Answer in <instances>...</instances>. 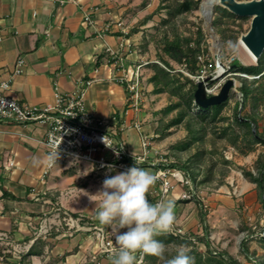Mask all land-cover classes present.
<instances>
[{"label":"rangeland","instance_id":"obj_1","mask_svg":"<svg viewBox=\"0 0 264 264\" xmlns=\"http://www.w3.org/2000/svg\"><path fill=\"white\" fill-rule=\"evenodd\" d=\"M197 1V5L191 4L188 11L176 16L174 19L176 31L186 35L190 30H195L196 26H200L204 33L206 45V49H204L202 54L206 59H220L225 65H228L232 58H236L241 64L255 62L239 44V37L248 29L250 18L246 17L242 21V29L235 42L231 41L230 38L223 39L211 24L215 13L214 7L218 5V2H215L210 7H204L202 6L203 0ZM175 2L176 0H97V5L102 11L111 13V21L108 23L109 29H117L115 22L120 21L122 28L126 31V36L124 37L129 38L130 45L128 47L130 52L128 53H130L132 69L140 64L138 78L141 100L137 111H135L138 112L135 120L139 123L140 129L141 126L146 125L143 135L149 137L148 160L150 162H154L155 158L160 155L170 159L171 162H175L176 155L183 160L189 153L195 151V146H192L189 152L175 147L176 144L186 138L184 122L170 125L164 130L162 137L155 133L157 126L166 123L167 120L175 115L176 108L170 110H166V108L172 102L178 100V97L171 94L168 90H153V86L149 81L153 71L147 63L153 61L161 65L158 55H163V36L164 34L167 37L173 35L171 25L163 23L162 19L167 16L166 4ZM228 22V33L232 32L231 30L239 31L237 21L235 23ZM115 32L124 35L119 29ZM171 63L176 70L182 67V65L175 62L171 61ZM178 72L180 71L178 70ZM234 74V72L227 69V72L216 76L212 81V84L220 82L222 85L229 78L234 80L232 89L229 90L228 101L221 111V114L228 117V119L218 122V127L225 126L228 120L230 121L235 104L241 101V93L238 89L239 80ZM122 84L127 95V104L129 105V95L125 84ZM186 88L187 85H185L184 89ZM250 110V105L247 103L241 109V113H248ZM258 113V123L262 124L264 123V101L258 106ZM240 140L239 137V147L237 148L227 141V134L223 138L215 140L214 145L206 139L205 148L212 150V152L205 154L199 169L204 171L206 167L211 165L212 161L216 163L213 166L214 177H212L209 184L211 187L202 186L199 191L194 193V198L187 201L179 198V194L185 189L184 186L176 184L171 192L169 191V199L171 198L175 204L176 220L174 227H179L183 230L182 233L175 235H182L185 238L190 237L194 245L192 246V242L186 245L169 243L165 246V258H171V253L180 246H184L188 250H197L196 248H198L199 251L203 252V243L197 241L194 236L205 233L203 227L206 226L205 239L212 249L217 251L226 250L228 254L237 260L238 264H257V262L264 261V245L255 237L256 232L264 231V208L257 198L255 184L242 174V169L251 170L252 172L256 171L255 160L259 154H263L262 157H264V144L255 143L253 149L248 150L246 147L243 149L244 147ZM214 148L216 151H213ZM241 148L247 150L245 154L240 151ZM221 155L228 160L225 165L222 163ZM49 159L50 156L47 153L46 164ZM141 168L150 172L155 170V167L149 164H144ZM222 168L226 172L221 177L220 171ZM45 169L46 166L43 171ZM43 171L41 177L53 180V187L38 195L47 196L49 199L45 213H42L43 211L38 213L39 216H42V219L46 218V220L45 222L43 221V227L38 226V228L35 227L36 222H26L28 230L22 237H15L12 233L0 235V246L4 249V252H11L12 254V257L8 258V260H19L20 254L26 251H23V249L28 248L36 238L40 239L37 242L43 248L41 255H37L43 260L41 264H55L65 257L68 251L64 250L57 253L55 248L53 249L59 238L70 239L74 236H80L81 239H89L91 246L92 244L97 245V228H102L108 237L115 240V224L105 225L97 219L99 204L95 201H99L100 198L94 194L102 188V182L105 178L121 171L115 170L109 173L91 169L84 163L78 164L65 160L53 163L50 168L46 169L44 174ZM221 178L222 181L220 182ZM220 183L222 184L218 188H214L215 184ZM193 186L194 184L191 183V187L194 189ZM155 190H158L156 182L150 188L148 197L156 194ZM76 202H78V206H76ZM197 204H200L206 213L204 223L199 219ZM72 208L74 211H71ZM72 213H76L77 216H73ZM246 235L253 237L248 241L247 254L242 251L240 245L241 239ZM71 248L73 250L77 246H71ZM95 252L90 256L92 264H94L92 256ZM85 259H89V256L87 255ZM102 259L103 257L99 258L100 264H102ZM145 262L147 264H164L163 259L155 256L145 258ZM0 264L6 263L0 259ZM25 264H33L32 256L26 259Z\"/></svg>","mask_w":264,"mask_h":264},{"label":"crops","instance_id":"obj_2","mask_svg":"<svg viewBox=\"0 0 264 264\" xmlns=\"http://www.w3.org/2000/svg\"><path fill=\"white\" fill-rule=\"evenodd\" d=\"M86 14L90 21H85ZM110 14L97 0H0V78L9 77L16 59L23 57L22 71L11 77L9 94L25 104L54 103L55 85L71 92L79 79L91 80L85 88L86 109L99 118L116 116L124 127L120 136L125 145L138 153L146 125L131 126L138 112L127 104L118 81L132 69L129 38L107 27ZM111 53L118 58L115 65L108 60ZM45 133L43 124L0 123V235L22 237L29 221L43 227L46 218L38 213H45L49 199L38 195L53 187V180L41 177L47 160ZM3 191L19 199L4 197ZM169 193L163 201L169 200ZM89 241L80 236L59 238L53 249L68 252L55 264H92L97 245ZM112 259L105 257L102 264ZM42 262L32 255L33 264Z\"/></svg>","mask_w":264,"mask_h":264},{"label":"trees","instance_id":"obj_3","mask_svg":"<svg viewBox=\"0 0 264 264\" xmlns=\"http://www.w3.org/2000/svg\"><path fill=\"white\" fill-rule=\"evenodd\" d=\"M197 5L198 1L195 0H176L173 4H166L167 16L162 19L163 23H169L173 29V35L167 37L164 34L162 39V51L163 55H158V60L161 65L157 62H148V66L152 69V74L149 77V81L155 91L168 90L171 94L176 95L178 100L172 102L167 106L166 110L176 108L175 115L172 116L166 123L157 126L155 133L158 136L164 134V130L170 125L184 122L186 128V138L182 142L176 144V148L179 150H187L192 146H195V151L189 153L185 159H181L180 156L176 155V161L169 164L170 167L180 168L184 171V174L189 178L192 184H194L195 192L204 187H211L209 184L214 177L213 166L215 162H211L209 167H206L204 171L200 170L203 162V157L206 153H211L212 150L205 148V141L208 139L213 145L215 140L223 138L227 134V141L235 147L238 146V138L243 144V149L252 150L255 143L264 144V123H258V106L264 101V50L255 62L241 64L236 58H232L228 64V70L234 72V76L239 80L238 89L241 93V101L237 102L233 108L230 121L228 120L225 126H219L218 122L227 120L228 117L221 114V111L228 99L217 103L208 105L206 107H199L193 102V92L196 87V83L190 77L183 75L176 70L171 61L177 64L183 65L184 69L191 74H196L200 65L198 56L203 53L206 49L204 33L200 26H196L195 30H190L188 34L182 35L176 31L174 19L176 16L181 15L185 11H188L191 4ZM214 16L211 21L212 26L223 39L230 38L231 41L235 42L238 38V34L241 31L242 21L246 17H240L234 15L224 7L216 5L214 7ZM228 21L235 23L239 31L227 32ZM119 34V32H116ZM123 35V34H122ZM124 36H126L124 34ZM99 56H97V64L99 63ZM113 62V58L108 59ZM207 62V61H206ZM119 66V65H118ZM185 85L187 88L184 89ZM250 105V112L241 113V109L245 104ZM240 105V107H239ZM210 133V135H208ZM121 131L117 130V135L120 136ZM240 149L242 153H246L247 150ZM213 151H216L214 148ZM263 154L255 160V172L251 170H243L242 174L246 179L253 182L256 186L257 198L260 200L264 208V157ZM222 163L225 165L228 160L221 155ZM212 160V159H211ZM165 167L164 164H158L155 166ZM197 167V169H196ZM226 170L222 168L220 171L221 177L224 175ZM112 173V172H111ZM220 182L222 181L219 180ZM220 184H215L214 188H218ZM185 190L189 191V187L184 185ZM2 196L9 197L11 199H19L12 195L8 191H3ZM190 198H181L183 201L191 200ZM150 202L155 203L158 200V195L154 194L149 196ZM198 205V214L201 222H205V211L202 209L200 204ZM73 216H77L76 213H72ZM205 233L201 235H195V239L203 243V252L190 249L188 254L193 258V264H238L237 260L233 258L226 250H215L212 249L206 238L207 228L203 227ZM249 231V230H248ZM252 234V232H250ZM184 235V234H183ZM257 240L264 245V237L255 235ZM253 237L246 235L241 239L242 251L247 254L248 252V241ZM156 239L160 240L164 245L174 243L177 245L188 244L191 241L190 237H183L182 235H175L172 233L162 234ZM39 238H36L27 248L25 252L20 254L19 260H8L12 257L11 252H4V249L0 246V259L6 264H25L26 259L32 255H41L43 252L42 246L37 242ZM41 242V241H40ZM192 242V246H193ZM174 251L171 253L175 255ZM248 256V255H247ZM152 257L149 255H143L141 264H147L145 258ZM257 264H264V261L257 262Z\"/></svg>","mask_w":264,"mask_h":264},{"label":"built area","instance_id":"obj_4","mask_svg":"<svg viewBox=\"0 0 264 264\" xmlns=\"http://www.w3.org/2000/svg\"><path fill=\"white\" fill-rule=\"evenodd\" d=\"M90 14L85 15V21H90ZM109 24H107V27ZM115 27L124 34L126 31L122 28L121 22L116 21ZM1 39V35H0ZM112 54L113 62L116 64L118 58ZM200 65L196 74H190L184 70V66L178 69L182 74L189 76L195 83L202 82L206 95L216 94L221 84L220 82L212 84L216 76L227 72L228 65H225L220 59H206L203 54L198 56ZM207 61V62H206ZM24 59L18 57L15 66L9 77L0 78V123H19L24 124L33 122L46 126L44 145L50 156L46 169L50 168L53 163L65 160L78 164L84 163L94 170L125 171L127 168L136 164L141 167L149 164L155 167L158 164H164L165 167H155L152 172L157 176L156 186L158 190V200L163 201L176 184L181 186L187 185L189 191L183 189L179 198H190L194 196V189L191 187V181L178 168L170 167L171 160L159 156L154 162L148 160L149 157V137L143 135L140 139V152L131 151L125 145L121 136L117 135V130L122 131V124L118 123L117 117L111 119L99 118L88 111L85 107V88L90 84L89 79H79L78 86L71 92H61L58 87L54 86V103L47 104H25L20 103L17 99L9 94L11 86V77L19 74L23 68ZM124 71L118 77L120 83L125 84L128 92L129 105L137 111L141 100V90L139 86L138 68ZM222 68L219 72L218 69ZM184 70V71H183ZM131 126L140 129L139 123L135 120ZM106 142V143H105ZM110 145L111 147L107 146ZM133 153L135 159L133 157ZM54 156V157H53ZM46 169L43 174L46 173ZM179 227H174L172 234L182 233ZM256 235L264 237V231L256 232ZM97 250L92 256L94 264H100L99 258H113L118 244L116 241L104 233L102 228H97L96 233ZM138 264L143 260V254L137 253Z\"/></svg>","mask_w":264,"mask_h":264},{"label":"clouds","instance_id":"obj_5","mask_svg":"<svg viewBox=\"0 0 264 264\" xmlns=\"http://www.w3.org/2000/svg\"><path fill=\"white\" fill-rule=\"evenodd\" d=\"M156 180L155 174L138 167L135 160L134 166L105 178L102 188L94 194L100 198L95 201L99 204L97 219L116 226L118 249L111 264H138L137 253L163 259L164 264H193L184 246L178 247L171 258H165V245L156 239L171 232L176 220L174 201L152 203L148 199Z\"/></svg>","mask_w":264,"mask_h":264},{"label":"water","instance_id":"obj_6","mask_svg":"<svg viewBox=\"0 0 264 264\" xmlns=\"http://www.w3.org/2000/svg\"><path fill=\"white\" fill-rule=\"evenodd\" d=\"M218 5L224 7L234 15L249 17V27L242 33L239 40L251 52L254 60L264 50V0H218ZM234 80L227 79L216 94L206 95L202 82L196 83L193 92V102L199 107L220 103L229 97Z\"/></svg>","mask_w":264,"mask_h":264},{"label":"bare ground","instance_id":"obj_7","mask_svg":"<svg viewBox=\"0 0 264 264\" xmlns=\"http://www.w3.org/2000/svg\"><path fill=\"white\" fill-rule=\"evenodd\" d=\"M215 2H218V0H203L202 1V6H204V7H210V6H212ZM239 44L242 46V48L246 51V53L250 56V58L253 60V61H255L254 59V57H253V55L251 54V52L247 49V47L243 44V42H241L240 40H239ZM218 71L219 72H221L222 71V68H219L218 69Z\"/></svg>","mask_w":264,"mask_h":264}]
</instances>
